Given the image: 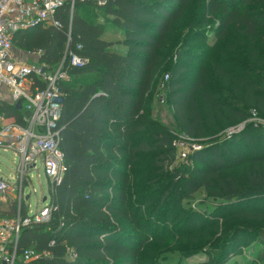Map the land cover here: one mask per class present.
Masks as SVG:
<instances>
[{
	"label": "trees",
	"instance_id": "obj_1",
	"mask_svg": "<svg viewBox=\"0 0 264 264\" xmlns=\"http://www.w3.org/2000/svg\"><path fill=\"white\" fill-rule=\"evenodd\" d=\"M103 16L113 18L123 40L103 38L109 25ZM55 20L59 25L38 24L13 40L14 49L41 52L38 61L51 70L64 62L69 75L59 84L65 171L51 184L49 219L22 227L14 264H25L26 250L49 254L28 264H156L155 235L143 219L150 201L138 198L130 168L150 155L158 177L167 173L180 156V134L201 148L189 151V164L177 168L160 203L172 194L192 199L201 191L230 204L264 195V130L248 122L241 133H225L254 110L264 118V0H108L103 7L77 2L73 13L67 3ZM71 52L88 63L72 66ZM211 52L218 57L206 61ZM187 59H200L191 80L184 78ZM165 74L175 130L150 117L151 97ZM215 81L231 87L234 100L219 98ZM0 110L19 122L29 116L23 103H2ZM239 167L244 169L237 173ZM24 203L20 213L26 218L30 208ZM17 215V201L0 202V217ZM238 215L264 219L261 211ZM235 234L228 252L235 242L264 243V229L254 230L255 236ZM254 257L261 262L264 253Z\"/></svg>",
	"mask_w": 264,
	"mask_h": 264
},
{
	"label": "rangeland",
	"instance_id": "obj_2",
	"mask_svg": "<svg viewBox=\"0 0 264 264\" xmlns=\"http://www.w3.org/2000/svg\"><path fill=\"white\" fill-rule=\"evenodd\" d=\"M92 12L98 14L95 10ZM103 17H101L102 20L109 24L103 38L113 42L123 40L120 29L113 25V18ZM196 46L203 49L200 42H197ZM116 48L125 51L122 46L116 45ZM14 53L21 61L32 62L38 59L37 55H29L17 48L14 49ZM217 57L216 53L211 52L207 53L205 59L208 61ZM199 60H185L184 64L189 66V70L184 75L186 80L194 78L196 67L200 64ZM166 75L163 77L162 85H159L151 97L150 117L175 130L176 122L173 111L167 102L166 83L170 81V77H166ZM212 87L214 90L218 89L219 98L234 100L231 87L224 89L217 81L212 82ZM2 88L4 96L10 95L7 87ZM245 127L242 131L246 129ZM143 137L147 139L149 134H145ZM180 139L185 140L184 134H180L177 140ZM192 144L191 141L186 140V147ZM198 145L200 146V143ZM184 148L178 146V154H181ZM20 161V155L14 150H0V177L15 183ZM189 162L188 159H183L178 155L176 163L170 166L167 169L168 172L161 177H158L156 169L153 168L150 155L140 156L135 168H130L133 180L136 179L139 183L137 186L138 198L146 195L145 201H150V206L145 207V218L143 219L150 225L155 235L151 259L156 264H198L209 258L212 264H264V260L260 262L254 257L258 251L264 253V243L259 241H253L250 244L235 242L230 252L225 249L228 247L230 239L236 237L235 233L238 230L242 234L249 232L255 236L254 230L264 229V219H248L238 215L241 210L264 212V195H250L230 204L229 200L214 198L201 191L192 199H182L176 194H172L163 203H160V197L168 189L170 180L176 181L177 168L183 164H189ZM243 169L244 167H239L236 172L239 173ZM157 178L159 181L154 183L153 181ZM24 185L22 202L30 205L31 212H35L37 207L39 208L43 204L42 196L48 197L51 190L50 180L44 172L41 161L36 169L30 170L29 178ZM19 193L17 184L15 191L7 195L6 204L9 201H17L19 208ZM137 196L133 198L136 201ZM195 222L199 223L198 226L194 224Z\"/></svg>",
	"mask_w": 264,
	"mask_h": 264
},
{
	"label": "built area",
	"instance_id": "obj_3",
	"mask_svg": "<svg viewBox=\"0 0 264 264\" xmlns=\"http://www.w3.org/2000/svg\"><path fill=\"white\" fill-rule=\"evenodd\" d=\"M77 2H92L98 7H103L108 0H0V105L8 103L17 106L21 101L29 113V116L19 122L13 117H6L0 110V150H14L21 157L15 183L0 177V201L6 203L7 195L15 191L17 184L20 192L17 217H0V263H15L22 227L47 221L54 208L49 195L35 212H31L26 218L21 216L22 194L30 170L36 169L41 161L50 184H53L56 181L60 182L66 167L65 156L60 149L61 134L58 129L63 107V93L59 84L69 79L64 62L51 70L38 59L32 62L18 60L14 53L13 40L19 31L38 24L59 25L55 20L57 11L68 3L73 13ZM81 49L82 46L79 44L77 50ZM26 53L37 55L38 58L41 54ZM68 60L75 67H82L88 63V59L76 52L68 54ZM34 77H39L45 86L40 88L35 85ZM2 87H7L10 95L4 96ZM248 122L264 130V118L254 110L246 122L228 128L226 135L232 137L240 133ZM184 139L177 140L175 145L185 147L180 156L188 159L189 151L201 147L196 143L186 147L188 137L184 135ZM43 256L49 254L26 250L23 256L24 263L28 264Z\"/></svg>",
	"mask_w": 264,
	"mask_h": 264
},
{
	"label": "crops",
	"instance_id": "obj_4",
	"mask_svg": "<svg viewBox=\"0 0 264 264\" xmlns=\"http://www.w3.org/2000/svg\"><path fill=\"white\" fill-rule=\"evenodd\" d=\"M17 174V173H16ZM47 197H45V196H42V198H41V201L43 202V201H45V199H46ZM2 203H4V204H6L5 202H3V201H1ZM24 204H26V203H24ZM29 206V208H30V205H28ZM37 209H38V207H37ZM36 209V210H37ZM30 213H31V209H30Z\"/></svg>",
	"mask_w": 264,
	"mask_h": 264
},
{
	"label": "water",
	"instance_id": "obj_5",
	"mask_svg": "<svg viewBox=\"0 0 264 264\" xmlns=\"http://www.w3.org/2000/svg\"><path fill=\"white\" fill-rule=\"evenodd\" d=\"M17 107H19V108H21L22 107V102L20 101V102H18V104H17ZM46 200V199H45Z\"/></svg>",
	"mask_w": 264,
	"mask_h": 264
}]
</instances>
